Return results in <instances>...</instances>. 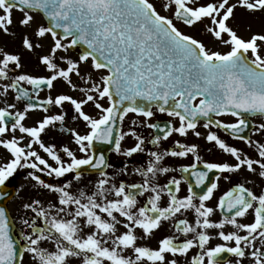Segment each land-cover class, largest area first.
I'll use <instances>...</instances> for the list:
<instances>
[{
  "label": "snow or ice",
  "instance_id": "snow-or-ice-1",
  "mask_svg": "<svg viewBox=\"0 0 264 264\" xmlns=\"http://www.w3.org/2000/svg\"><path fill=\"white\" fill-rule=\"evenodd\" d=\"M238 9L264 16V0H0V33L14 37L15 27L35 23L22 36L29 53L50 38L37 54L44 74L0 47V186L27 170L21 190L31 191L15 235L16 218L0 207V264H264V28L241 36L231 24ZM197 24L223 50L180 27ZM32 112L41 115L27 125ZM157 113L171 119L152 122ZM69 118L84 130L66 128ZM57 126L69 144L44 140ZM138 127L155 132L145 137ZM189 134L231 162L204 160L199 144L179 139L163 147ZM97 143L147 162L116 169ZM242 172L243 182L216 196L222 178ZM165 224L171 232L147 243Z\"/></svg>",
  "mask_w": 264,
  "mask_h": 264
},
{
  "label": "flooded vegetation",
  "instance_id": "flooded-vegetation-1",
  "mask_svg": "<svg viewBox=\"0 0 264 264\" xmlns=\"http://www.w3.org/2000/svg\"><path fill=\"white\" fill-rule=\"evenodd\" d=\"M223 48V47H222ZM79 51V50H78ZM67 91V89L62 88L61 85L57 86V91ZM44 94H42L43 96ZM11 99V97H10ZM12 102H15L14 100ZM17 106H21V104H19L17 102ZM86 111L91 112V109H86ZM29 115H31L33 117V120L30 122L31 125H33L35 123V121L39 118V116L41 115V113L39 112H32L29 113ZM71 115V113L69 114ZM132 117L130 116L129 121ZM137 119H142V118H137ZM171 118L167 117L166 114H159L157 113L156 116L153 117L152 122H158L161 125H163L164 123L168 122ZM28 119H26L27 121ZM25 121V122H26ZM175 123V121H173ZM259 119L258 118H252V123H258ZM59 126H57L55 129V132L52 133L53 136H50L48 133L46 135H44V140L46 142H55L58 145H65V144H69L70 140H71V136L70 133L67 131H58ZM65 127H73L76 128L78 131H83V124L76 122V121H72L70 118L66 120V124ZM251 127V125H250ZM199 130L203 133L206 132L205 129L202 128V126L199 128ZM137 131L145 136V137H149L152 135L153 132H155V130H148L145 129L143 127H138ZM212 131H217L218 135H220L222 138L226 139L230 144H233L235 146L240 147L241 149H244L247 152H250L251 154H255L253 152L252 149L247 148L242 142L240 141H235L232 140L231 137L227 136L222 130H218L213 128ZM246 135L250 136L253 140L259 139V134H253L251 131H246L245 133ZM179 139L182 143H197L200 145V155L202 156V159L207 160V161H229L231 162V158L228 157L227 155L223 154L219 149H214L213 151L209 152L207 150V145L205 140L201 137V138H196L194 136H192L191 134H189L188 137H179L174 135L172 138H170L167 142L164 143L163 147H172L174 146L173 141ZM134 144V140L131 138L126 139V141L123 143V146L129 147L132 146ZM74 147V146H73ZM149 148H152L151 145H148ZM113 146L112 145H107V144H100L97 143L95 146V149L97 150V152H103L106 156V158L109 160V162L114 166V168L118 169L120 167L123 166V164L127 163L129 169H131L133 166H141L146 164L147 162V155L145 154L143 156V159H141V156H135L134 158H126L122 155H118L116 154L113 150H112ZM192 162L191 157L188 158H171L168 160V164L171 167H176L179 168L180 165H187L189 163ZM202 169V165L200 166ZM203 170V169H202ZM109 172L113 171V169H109ZM178 176L179 178V173H174ZM88 175V174H86ZM215 175H219V173L216 172H212L209 173L210 178H214ZM248 176L247 172H242L241 174L234 175L232 176V178L230 180H223V178L220 181V188L217 190L216 196H219L220 194L223 193L224 190H227L234 181L239 180L241 182H243V180L245 179V177ZM71 177L69 176V179ZM63 179V178H62ZM123 179H125L128 182H140V178L137 175H127L125 177H123ZM48 181H50V179L48 178ZM166 182V178L165 177H161V183ZM6 184H10L8 182H6ZM257 185H259V181H257ZM196 191H199V189H195ZM186 192V186L184 187V189L181 192V195L185 194ZM8 207L11 209V202L9 203ZM189 219H191V215L188 216ZM20 229H16V233L19 231ZM171 232V228L165 224L164 227L158 231L155 235V237H153L152 239H150L149 241H147V243H149L150 245H152L153 247H155L156 245V239L165 235V234H169ZM18 237V236H17ZM19 239V237H18ZM218 241H213V243H216ZM223 256L231 261L234 260L235 258L231 256V254H223Z\"/></svg>",
  "mask_w": 264,
  "mask_h": 264
},
{
  "label": "rangeland",
  "instance_id": "rangeland-1",
  "mask_svg": "<svg viewBox=\"0 0 264 264\" xmlns=\"http://www.w3.org/2000/svg\"><path fill=\"white\" fill-rule=\"evenodd\" d=\"M22 14L19 11H14L13 18L15 21H18L21 18ZM36 23H44L41 16L36 17ZM232 26L238 31V33L243 36L247 37L250 34L249 26H251V31L256 32L260 31L261 28H264V16L261 14H257L255 16H250L248 13L243 11L242 9H238L236 11L235 19L231 21ZM36 24H33L32 28H22V27H15L13 30L17 33L16 36H7L0 33V47H3L6 51L19 53L22 56V59L25 63V71L35 72L38 74H42L43 69L37 68V54L44 52L47 50L50 44V38H46L42 41L44 48L37 49L33 55V53H29L22 48L21 41L22 36L26 33L29 36H32L33 28H35ZM183 31L188 32L198 38H203L208 43L209 47H213L217 50H221L223 47L222 44L218 42L212 41L210 38L207 37L205 33L200 31L201 25L197 24L193 28H187L185 26L180 25ZM35 39V37H33ZM59 86V84H57ZM10 99V97H9ZM5 99L0 97V106H4ZM21 106H18V108ZM28 120L25 122L27 125H31L30 122L33 120L31 115L28 116ZM55 132V128H50L48 130V134L53 136L52 133ZM2 151V150H0ZM2 162V161H0ZM27 170H18V172L14 175V177L10 178V183L13 185L17 191L15 198L11 202V211L13 213V217L16 218V225L19 229V212L18 209L20 208L21 201L27 200L29 195L31 194L30 189L21 190V185L27 186V181H25L24 176L26 175ZM53 180V178H51Z\"/></svg>",
  "mask_w": 264,
  "mask_h": 264
},
{
  "label": "water",
  "instance_id": "water-1",
  "mask_svg": "<svg viewBox=\"0 0 264 264\" xmlns=\"http://www.w3.org/2000/svg\"><path fill=\"white\" fill-rule=\"evenodd\" d=\"M0 192H4L6 193V195L0 199V207H5L6 208V203L12 199V197L15 194V191L13 190V188H6L4 186H0ZM7 210V209H6ZM15 228V227H14ZM19 243V242H18Z\"/></svg>",
  "mask_w": 264,
  "mask_h": 264
}]
</instances>
